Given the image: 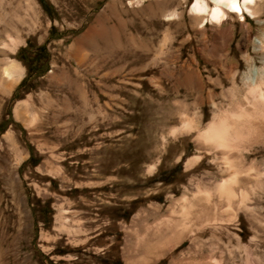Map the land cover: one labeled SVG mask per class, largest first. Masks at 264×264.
<instances>
[{"label": "rangeland", "instance_id": "rangeland-1", "mask_svg": "<svg viewBox=\"0 0 264 264\" xmlns=\"http://www.w3.org/2000/svg\"><path fill=\"white\" fill-rule=\"evenodd\" d=\"M136 1L0 0L26 22L0 56L23 68L0 89V264H264V0L219 24Z\"/></svg>", "mask_w": 264, "mask_h": 264}, {"label": "bare ground", "instance_id": "bare-ground-1", "mask_svg": "<svg viewBox=\"0 0 264 264\" xmlns=\"http://www.w3.org/2000/svg\"><path fill=\"white\" fill-rule=\"evenodd\" d=\"M142 1L144 0H137L136 4H139ZM255 1L257 0H207V2L210 4L208 6L203 0H194L191 3L190 12L196 15H205L206 21L211 24H219L225 18V13L234 14L239 18H242L244 13L251 15L250 6H252ZM20 15L14 12L5 14L0 13V56L4 55V50L6 49L11 52L14 51V49L6 46L9 40L15 41L16 44L20 43L21 28L26 25L25 19ZM22 70L16 62L0 58L1 91L8 93L13 88V85L16 84L21 75H23ZM256 79V73L253 71L250 78L248 79L251 85L248 93L257 92L258 100L264 103V84L261 82H256ZM15 112L16 111H14V113ZM225 120L226 119H220L211 122L207 126L206 130L202 133H199L198 136L202 137L207 143H211L215 147L225 146L227 140L230 139L232 135L235 136L237 133V131L235 132L233 127L229 123H226ZM190 122L191 121L184 122L187 129H190L193 126ZM252 127L253 126L250 125L247 129L250 130ZM215 189L219 192L225 194L227 193L226 195H232L231 193L229 194V190L225 192L226 189L223 184H217Z\"/></svg>", "mask_w": 264, "mask_h": 264}, {"label": "trees", "instance_id": "trees-1", "mask_svg": "<svg viewBox=\"0 0 264 264\" xmlns=\"http://www.w3.org/2000/svg\"><path fill=\"white\" fill-rule=\"evenodd\" d=\"M40 3H41V5H42V7L45 8V5H44L41 1H40Z\"/></svg>", "mask_w": 264, "mask_h": 264}]
</instances>
